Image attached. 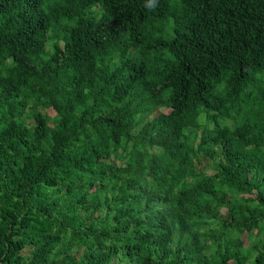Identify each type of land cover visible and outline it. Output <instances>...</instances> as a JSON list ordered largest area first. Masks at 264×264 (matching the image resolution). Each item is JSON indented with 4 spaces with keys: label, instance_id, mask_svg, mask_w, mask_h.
Segmentation results:
<instances>
[{
    "label": "trees",
    "instance_id": "16d2710c",
    "mask_svg": "<svg viewBox=\"0 0 264 264\" xmlns=\"http://www.w3.org/2000/svg\"><path fill=\"white\" fill-rule=\"evenodd\" d=\"M0 264H264V0H0Z\"/></svg>",
    "mask_w": 264,
    "mask_h": 264
},
{
    "label": "rangeland",
    "instance_id": "374dc122",
    "mask_svg": "<svg viewBox=\"0 0 264 264\" xmlns=\"http://www.w3.org/2000/svg\"><path fill=\"white\" fill-rule=\"evenodd\" d=\"M159 90H160V88H158V87H155V91H156V93L157 92H159ZM162 111H165V109H161L159 112H162ZM155 116L157 115V113L156 114H154ZM153 115V116H154ZM243 239H245L246 240V235L243 237Z\"/></svg>",
    "mask_w": 264,
    "mask_h": 264
}]
</instances>
